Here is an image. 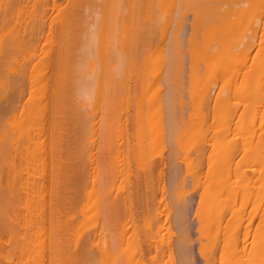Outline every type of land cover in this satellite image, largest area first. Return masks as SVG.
<instances>
[{
	"label": "bare ground",
	"instance_id": "obj_1",
	"mask_svg": "<svg viewBox=\"0 0 264 264\" xmlns=\"http://www.w3.org/2000/svg\"><path fill=\"white\" fill-rule=\"evenodd\" d=\"M64 1L65 0H0V239L2 238L4 240L5 238L9 242V248L7 247L8 250L5 251L3 255V258L5 257V260H6L5 262H7L10 259L13 251L14 253L15 251H17L18 261L15 262L14 264H144L146 262L144 260V253H143V249L145 245L144 241L146 240V238H149V242H151L153 245L152 247L154 249L153 257L155 258L156 263L158 262L159 264H176L173 259V254L175 252L172 250L173 247L171 249L172 245H171V239H170V235L174 234L171 231L173 227L169 229V226L171 224H168V227L164 226L166 222L164 221V224H163L162 220L159 221L158 219L159 217L161 218L162 216H164V214H167L169 207H170L169 212L171 211L172 204L171 206H168L170 203H168V200H167V199H170V197L168 196L169 198H166L167 197L166 195H168L169 193V187L167 190V185H169L170 188H172L173 191L175 192V188L179 187V183L175 181V179H177V176L176 178H174V181L175 183H178V186L176 187V185L174 184L175 187L174 186L171 187V185L169 184L171 183V181H169V183L166 182L167 183L166 185L165 183L166 179L164 180L163 172L160 171L161 169L158 171V174H159V177L157 176L158 185L157 183H155V185L156 187L158 186L157 193L159 194V198H158L157 203H158V207L161 206V209L158 210L156 213L158 214V217H156V214L154 213H152V215L154 214L153 217H151L152 215L150 217L149 216L146 217L144 215L145 216L144 221H146L147 218H151L149 219L147 223L150 226V228H146L145 230V226L140 227L139 225L141 221L139 222V225H137L135 223V220L133 219L134 217L133 215H135L133 213L134 210L132 211L133 215L132 213L129 212L130 205L132 207L131 203H137L134 200L133 202H131L132 200L131 197L132 198L134 197V196H131L133 195L132 192L130 193V191L132 190H129V192L127 191L129 188L127 187L129 184L127 183L129 178L124 177V176L121 177L122 179L123 177L126 178L124 179V182L125 180H127V182H125L127 189L126 188L124 189V188H121L122 186H124L123 183L121 182L118 183L121 187L119 185L118 186L116 185L117 179L114 176L111 177L112 175L111 172L108 174L109 177L106 178L107 169L106 170L103 169L102 166L99 164V167L101 166V169H103L102 171L104 172L105 170L104 174L103 172H100L102 173L101 176L99 175V171L101 170L98 171L97 169L98 168L97 162L101 163L103 160V157H102V160L101 158L98 159L99 156H95V151H93L94 150L93 146H95L96 148L95 142L96 141L98 142V139L96 140V138H98V136L96 137V134L99 131V134L97 135H99L100 137L99 138L100 142H103L101 145L100 143L96 142L97 144H99V148L97 145V149H100L96 151L103 152L105 150L104 147H106L107 145L106 139H108V137L105 139L106 135L102 134L103 130L106 129L105 127L106 125L104 126V124H107L106 120H109L108 122H110V124L112 125L113 124L112 122H115L114 117L112 118L110 117L111 119L110 118L108 119L109 117L108 113H107V117H105L106 115L105 113L107 111L106 112L103 111L102 116L100 115L101 113L98 114L99 116L98 118H100L99 127L101 128L98 127L99 129L98 130L95 129L97 131L95 132V130H93L92 128V125L94 126V128H96L95 127L96 124L94 125L93 123L94 121L96 122V120L98 121V119H96L97 117L96 115L95 117L96 120L91 122L92 125L90 124L92 128V132L90 133L91 130H89L90 128L89 121L87 122L85 119L86 116L82 114H83L84 108H87L90 110V107L92 108L93 106L92 109L96 110L95 106H99V104L102 101H103L102 104H100L101 107L102 105L103 107H105L104 105L107 104L106 107L108 108L109 106L111 108L113 107L114 104L116 105V102L118 104L117 100L115 101V103H114V100L113 102H111L112 100L111 98L113 97V95L111 94L112 87H113V90L116 89L115 91L117 93L120 90L121 92L125 91V94L126 92L127 94H130V93L133 94L132 91L129 93V89L130 88L135 89V84H136L135 82H137V86H136L137 90H134V89H131V90H133L135 94H136L135 91H138L139 93L140 90L138 89V86L140 85V82H141V81L140 82L138 81L139 80L138 75L141 74L139 70L140 69L139 66L143 64V62L144 63L146 62V59H145L146 54H149L146 58L150 57L147 62H150L151 65L153 64V59L151 57L152 46L150 49L148 48L150 50L149 51L150 53L146 51V54L144 56H143L144 53L143 54L141 53L144 51V49L143 51L142 49L140 50L141 44H144V45L146 44L142 40L143 39L142 32L144 29L145 20L149 22L148 23L146 21L147 24L151 26V28L155 26L154 27L155 29L154 35H155L156 27L157 29L160 28L159 30H161V32L159 31V33L163 34L165 31L163 27H166L167 29V27L170 26V23H168V21L170 22V19H172L174 23L172 22L173 24H171V27L169 29L171 31V29L173 28L171 31L172 33L168 31V34L170 33L172 37L173 35L175 37V33L179 31L176 29H178V26H180L183 23V20L181 18L183 16V12L184 11L187 12L189 10L184 7L185 5H190L192 6V9H193L192 18H191L192 21L189 22L190 23L189 27L191 26V28L189 32L190 33L189 37L187 38L188 42L187 43L185 42V44H187V47L185 46V48H187V51H185L184 49V52H187L188 54V61L190 59L188 64L189 65L191 64L190 65L191 67L190 66L187 67L189 68L188 71H190L192 74L193 69L195 70V67L192 66V62L195 66H197L199 60L201 59L200 61L202 63V59H204L206 56L207 57L205 59H208V61L210 59V65H211V61H213L212 59H215L214 60L215 64H213L215 66L224 64V67L222 70L223 72L220 71L222 68L216 69L217 66L215 67V70H213L214 67L212 68L213 71L219 70L218 71L219 73L217 72V74H219L217 78H220L219 80L220 85L224 83V85L221 86L218 96L214 95V93H211V91L215 90V89L212 90V86H211L212 81L209 82L210 84L206 82L208 85H210V86L208 85L207 86L210 87L211 91L210 90L209 91L206 90L208 92L203 91V94L206 93L205 95L210 96V93H211L210 99H212V95H214L215 98L217 96L216 100L215 99L213 100V103L215 101L214 105L217 106L218 109H221L223 114H227V116L230 115V117L233 119L234 117H236L235 121L233 122V128H232L233 130L231 131L232 135L235 134L232 137V139L231 137L227 139V137L229 136V135L227 136V133H229V125L231 123L223 124L222 126L221 125L216 126L217 129L218 127L221 126L219 128L220 129L219 136H218V133L214 132L215 134H217L216 136H218V138L221 139V136L223 133V135L227 139L226 142L224 141V144L221 146L220 149L218 148L220 140L219 141L217 139L215 140V137L211 138V134H210V139H206L207 142L209 140H211V142L217 141L218 146L216 148L217 150L218 149L219 150L213 156H209V157L207 156L208 158L206 157L207 159L205 158V160L202 159L203 161H205L204 164L205 163L208 164V167L205 170L206 171L205 174L203 172L205 167H203L202 169V166H201V162L203 163V161L200 162V159L201 157L203 158V156L199 155L200 159L196 161L197 164L196 163L194 164L192 162L194 166L196 165V167L192 169L193 171L190 170L191 167H193L191 164H190L191 165L190 169L187 168V166H185L186 167L185 169L190 170L191 172V173L189 172L190 174L188 172L187 173L190 179L192 178V180L189 179L190 181H192L191 183L192 189L197 187L195 186L196 184L198 185L199 183L200 185V182H198L199 178H202V176L200 175L202 174L205 175V180L199 186L200 188L197 187L198 189H201V191H199L198 193L199 194L198 203L195 204L196 206L195 216L197 219V232L200 236V239L201 238L203 239V241L201 240L199 243L200 245L198 247L199 248L198 250L201 253L200 256L202 255L201 257H203L202 258L204 260L203 263L205 264H264V154H263L264 152L261 153L262 151L261 147L262 149L264 148V138H263V132H264V120H263L264 119V0H147V1L144 0L145 2L140 1V0H131L132 3L130 2L128 4H126V1H128L126 0L125 3L123 2L124 4H126L125 7H123L124 4L123 5L121 4L123 0H84V1L83 0H69L67 2L66 1L64 2ZM141 2L144 4V6L142 5ZM155 8H157L156 10L158 12L156 14H155L156 12ZM173 10L175 11L174 17L172 14ZM53 11H55V13L57 12L56 15L52 14ZM166 13H167V16L165 17ZM149 15L151 18L149 17ZM158 15L160 17H158ZM247 19H249V21H247ZM55 21L57 24V33H58L56 34V40L52 36L50 37V34L52 33L51 32L49 36L46 35L43 43L41 44L40 35H42L41 33L43 32V26L45 27L51 26V23ZM244 22L245 23L249 22L248 26H246V29H244L246 32L242 30V32H245V34L243 35L241 33V35L243 36L241 38L239 37L241 36L239 34V36H237L239 37V39H236V37H234V33L235 31H237V29L240 30L239 28H241V23L243 24ZM147 26L145 25V27ZM52 28L53 30L55 29L54 26ZM173 30H174V34H173ZM198 30H200V33H201V35L199 36V39H198L199 32H197ZM47 32H49V30ZM166 33L164 35H166ZM162 34H158V35L161 36ZM141 36H142V39H141ZM200 37H201V42H200ZM166 39H163L162 41L165 42ZM169 39H167V41L165 42L166 44H168V46L170 45L169 43H172L171 46L172 45L174 46V44L176 46V43L180 41V40L176 41L175 43V40L173 41V38L172 40H169ZM141 40L143 43H141ZM159 40H161V38H159ZM148 41H149V38H148ZM162 41L160 43L162 44V46H159V45H158L159 47L157 46L158 48L161 47L160 50L163 47H165ZM92 49L95 50L94 51L95 53L94 52L92 53L91 51ZM154 49L155 48H153V50ZM174 49H175L174 50L175 52L176 51L178 53L180 52L178 51L179 48L178 50H176V47ZM171 50L173 49L171 48ZM194 50L196 51L197 55H202V57H197V56L194 57L195 56ZM249 50H252V53L249 55L251 56V58H249L251 60V64L248 65V68L250 67V70L245 72L247 68H245V70L244 68H241L243 69V71L240 72L241 70L239 71L237 67L238 65L236 66V64H234L235 62H237L240 56L235 57V55H241V57L245 56L249 53ZM155 51L156 52L158 51L157 48L153 52ZM162 53L158 55H162L164 59L165 56ZM170 53H168V56ZM178 53H177V57L179 59V57L181 58L182 55L179 56ZM93 54L94 55L96 54L95 57H97V59L99 60L98 61L99 66H97L98 64L96 65V62L93 63L92 59L88 63L89 57L90 56L94 57ZM141 54H142V58L144 57V61L142 59L143 62L141 61V64H140L138 63V60L139 61L141 60ZM211 56H213V58H210ZM130 57L133 58L132 61L135 62V64L137 63L139 65L138 66L136 64L137 68L136 70H134L136 77L132 72H130L131 68L129 64H131L132 62L130 61V63L127 64V60ZM183 57H184V53H183ZM233 57L237 58L235 59V62H233L234 60ZM174 58L176 59V57ZM150 59L152 61H150ZM216 59L221 64H217ZM219 59L221 60V62L219 61ZM181 60L179 59L181 63L179 64V67H181L179 69L180 70L179 73H182V69H183L182 67L185 66L183 65V60L182 62ZM240 60L242 59L240 58ZM247 60L248 59L246 58V61ZM86 61H87L86 64H89V67L87 68L90 70L88 71L87 69L88 72L81 73L80 70L82 71L84 70V68L86 71V67L81 66V64L85 63ZM172 62L174 63V60H172ZM150 63L148 65H150ZM204 63L207 64V61L206 62L204 61L203 64ZM123 64L127 66V68L130 69L128 71L129 74L125 72L127 73L126 79L124 78L123 71H125L124 70L125 66ZM155 64L156 63L152 65L153 70L150 69L151 73H150V70L148 71L149 75L151 74L153 75L152 72L157 73L160 71V69H157V66L154 67ZM94 65H96L97 67L95 68ZM143 65H144L143 70L144 69L147 70L148 67L145 68L147 65L146 66L145 64ZM180 65H183V66H180ZM205 65L203 67L205 68V72H207V69L210 72L211 69H209ZM133 66H134V63H133ZM202 66H199L198 68L201 69ZM227 67L231 69L230 73L227 72L228 71ZM233 67H236L237 69L236 68L233 69ZM198 68H196L195 70L198 72H195V71L194 72L200 76L201 73L199 74V72L201 71ZM155 69L157 70V72L154 71ZM176 69L178 71V66ZM190 72H187L189 73L188 74L189 78H190ZM194 72L193 74H195ZM209 72L205 74H209ZM91 73H93L92 76L95 75L94 73H96L99 77L104 76L103 78L104 80L102 78L98 79L97 84L98 83L100 84V85L98 84L99 86L98 88L96 85V80H95L96 77L93 76V78L94 77L95 78L92 81L95 83H92V81H90L88 86L89 87L92 86V89H93V86L94 88L97 87L99 91L100 89H103L107 97H103L104 99L102 100V95L99 92L98 94L101 96L100 98L99 97L96 98L94 94L95 98L93 97L87 98L89 96H86V99H84L85 97L83 98V96L87 95L88 93L85 94L84 92H79V90H77L76 88L77 90L76 93H78L77 95L79 97L74 96L72 94L70 95L69 93L68 95L70 97L65 95L67 99L70 98V100L66 102L69 104V106H67L68 105L67 104L66 106L68 108H65V104H63L64 102L63 96H64V93L67 94L68 90L64 91V86H66L67 88L69 86L71 89L73 84L76 87V86H79V83L82 82L81 87H83L84 80H85V85L87 86V82L89 80L86 78V76H91ZM204 73H202L203 75L202 77H205V80L206 79L208 80V77H206ZM130 74L131 76L133 74V77H135V79L132 77L135 81L133 83L131 81L132 83L131 85L135 83L133 86H130V84L128 83L130 81V79L128 78ZM198 75H194V76H196V78H199ZM224 75L225 77H227L226 80H225ZM115 76L116 78H118V76H122V77L117 79L118 80L117 82ZM228 77L230 78L228 79ZM82 78H83V81H82ZM143 78L144 76H142L140 80ZM112 79H114V81ZM181 79H183V77H181ZM227 80L229 81V83L227 82ZM101 81H103V84ZM201 81L203 83L205 82L203 81V79H201L198 82V84L201 83ZM225 81L228 83L229 87H227ZM70 82L72 83L70 84ZM114 82H115V85H113ZM148 82L150 81L147 80V84ZM191 82L192 80L190 81L189 87L191 86ZM75 83H77L78 85ZM206 83L204 84V87H202L203 88L202 90H205ZM110 84L113 86L110 87ZM193 84H194V80H193ZM212 85H215V84L213 83ZM143 86L140 85L139 87L141 89L140 92H143L145 90L142 88ZM157 86L158 85L156 84L155 89L159 88V86L158 87ZM75 87L71 89L74 91L71 92L70 90V93H73L76 91ZM191 87H195V85H192ZM196 87H197V83H196ZM104 88H106V90ZM217 88L219 90V87ZM85 89H87V87ZM155 89L153 88L151 92L148 91L149 92L148 95H146V92L144 91L145 93L143 92V94L146 95L144 96L145 98L144 100L142 99L143 94L141 95V93L140 95L137 93L138 94L137 96L139 97L137 101L135 99H131L130 97V100L136 101L135 103H133L134 107H136V109L134 110H137L139 108V110H137L135 113L138 112L140 115H141L142 109H145L147 106L145 108H141L140 105H138L140 103L139 100L141 101L143 100L142 102L145 105L144 101L147 100L146 97H149L150 95V98L152 99V102L151 101L150 103L147 102L148 106L149 104L151 105V107L149 106L150 109H147L148 108L147 107L146 109L148 110V112L146 113L144 111V113H146L145 115H147L149 119L145 120V117L143 119L141 118L142 115L140 116L138 114L137 116L139 119L136 118L137 123L136 122L134 123V124H137L136 127L139 128L140 130H137L135 128L136 133H138L139 131V135H136L135 137V140H136L135 142H137L136 143L137 148L134 147L132 149H136L137 150L136 153L138 154L140 152L139 158L140 156L145 154V150L142 151V149L146 148L144 146V143L141 141L143 140L142 137L146 136V134L142 136L143 134L141 131L143 130L140 126L141 122L142 123L143 121L149 122L147 127H146L147 123L145 124V122L143 123L144 126L142 127L144 129L146 128L145 131H147L146 133L148 134V137H146L147 142L145 143H148L149 145V142H150L151 146L148 148H151V151L153 149L152 143H154L155 141L157 143H155L154 148L156 147V145L158 147H156L153 150H157L159 148V144L162 146L161 144L162 142L160 141L163 139L160 137H162V134H165L163 133L164 127H162V124L164 122L162 123L161 121L160 123H158V121L161 120L160 118H158V115H161V114L156 113L162 108V107L160 108V101H161L160 97L155 96V99H154V97H152L154 95H151L153 91L155 92ZM191 89H193V93H195L194 88H190V90L188 89L187 90L191 91ZM26 90L28 92H26ZM148 90H151V89H148ZM196 90L198 91V87L196 88ZM24 92L28 94L27 97H23ZM157 92L160 93L159 91ZM117 93H116V96L114 95L116 99L118 98V96H120V93H118L119 95ZM125 94L124 92H122L123 97L121 96L119 97L120 99H123L122 103L119 102L121 103L120 109L126 108V105L124 106L123 104L125 103L123 102L129 103V106H130V102L132 103V101L128 102L129 99L128 101H125V99L128 98V95L126 94L125 96ZM188 94L190 96L189 92ZM206 97L208 98V96H205L204 98ZM231 97L234 98V102L235 100H237L234 104L232 103L233 98L230 99ZM74 98H76L77 105L79 106L81 105L79 101H81L82 98L84 99V101L87 99L88 100L90 99L89 103L88 101H86L89 108L88 106L86 107L81 106L82 108L80 109L74 108V110L75 109L80 110L79 113L82 111L81 114L75 113L73 110V105H75ZM240 98L244 99V101H242V103L244 102L243 104L247 103V101H245L246 99L248 100L249 102L248 108H250V110L249 109L248 110L250 111V114H247V112H245L242 109H241L242 111L241 113L239 111H238L239 113H237V110L240 109V105H241ZM93 99L94 101H96V104L95 102H93V104L91 103ZM195 99H198V98H195ZM98 100H100V103L97 105ZM157 100H158V103L156 102ZM69 101H71L73 104H70ZM202 101H201V105H202ZM208 101H211V100H209L208 98ZM180 102L183 103L182 101ZM112 103L114 104L111 106ZM143 103H141V105H143ZM190 103H192V101ZM89 104H92V105H89ZM135 104L137 105L135 106ZM158 104H159V107H158ZM164 104L167 106L166 103ZM153 106L158 107L159 109H157L158 111H155V114L157 115L152 113L153 115L151 116L148 113L149 111L151 112L154 111L155 107ZM106 107L105 109H107ZM118 107L119 106H117V108ZM196 107L198 109L200 106L198 107L197 105ZM173 108L175 107L173 106ZM212 108H213V105H212ZM66 109L73 110V112H71V115L69 112L70 116H67L68 114L65 112ZM78 110H76V112H78ZM93 110L90 111L91 113L90 116L92 118L95 116V114H97V111H95L96 112L95 113ZM201 110L203 111V109ZM122 111L123 113L125 112L124 110ZM92 112L94 114H92ZM109 112H112V110H110ZM115 112H116V109H115ZM191 112L188 114V117H190V119L192 118V114L194 113V112L192 113ZM125 113L123 115L124 118H122L124 119V122H126L127 117H128L127 115H129L127 114L128 112L126 113V115ZM203 114L204 115H201V116L197 115V116L198 117L200 116L202 119V117L206 116L207 113L205 114L204 112ZM65 116H67V118ZM110 116H112V114ZM154 116H157V118H155ZM78 117H82L83 121L84 120L86 121L87 127H85V125L83 126H84V129L88 128L89 130V132L87 129L85 130L87 131V135L84 132H82L83 134L80 132V128L81 130H83L82 129L83 127L80 126L81 122L78 123L79 125L76 123V121L78 122L77 120ZM167 117L169 119L168 120L169 122L170 116L168 115ZM92 118H90L89 120L92 121L94 119ZM101 118L102 119L105 118L103 119V122ZM257 118L259 119L258 125L255 122V119ZM66 119L68 120V126L70 123L73 124L74 122L76 129H79L77 133L73 132V131H76L74 129L73 131H71L74 134H78V136L76 135L78 139L75 140L77 138L76 137L73 140V142L76 144L72 142V139L74 138V136H72V139H71V137L68 134H67L68 136L65 135L67 131L66 133L65 131H63ZM72 119H75V120L71 122ZM132 119L133 118H131V120ZM87 120H88V117H87ZM131 120L130 122H132ZM150 120H151V123H150ZM181 121H184L183 118L181 119ZM124 122L123 123L119 122L120 124L118 123V128L120 130H121L120 128L121 124L124 125ZM228 122H230V120ZM201 123H202V120H201ZM72 124L70 125L69 128H74ZM110 124H109V129H112L110 128ZM134 124L133 126L135 127ZM152 124H154L153 129H152L153 132L152 131L150 132L149 129L152 128ZM77 125L80 127L77 128ZM167 125L168 124H166V134H168ZM66 126H67V123H66ZM126 126L127 125H124V129ZM115 129L113 130V132L115 133L116 131L118 132V136L121 139V141L123 140L122 138L126 137V139L123 140L124 142L126 141L125 142L126 144H124L126 145V147L125 146L121 147V144H119L120 150L119 149L116 150L117 155L115 157V161L117 160L121 161L122 158H120V155L122 153L123 155H125L122 149L124 148L126 149L125 153L130 150V149L129 150L127 149L128 147L127 139L128 140L130 139H129V136L127 137V135L125 136L122 133H120L119 129L118 130H115ZM127 129L128 128H126V130ZM178 129L179 128H177V130ZM244 129L246 131H244ZM157 130L158 131L160 130V132H158ZM110 131L112 132V130ZM110 131H109L110 138H111V135L113 138H115L116 134L110 133ZM148 131L150 132L152 136H150ZM71 132H69L68 130L69 134ZM79 132L81 134H79ZM105 132H108V130L104 131V134ZM181 132H180V135H181ZM72 133L71 135H73ZM88 133H90L89 138H88ZM153 133H154V136L155 135L159 136V137L157 136L156 140L153 138ZM84 134L87 136V139L86 137L83 136ZM63 135L66 136V139L67 137L71 139L70 142L74 144V147L76 145H77L76 147H78V144H80V146L82 143L86 144L85 148L83 147L85 150L83 151L82 149L80 152L83 151V153L84 152L87 153L85 154L87 160L81 159L83 154H79V152L77 153L79 155V158L77 160L78 161L82 160V162L86 161L85 162L86 166H89L87 167L88 171L86 169L88 174L86 173V171H84L86 175H82L83 170H85L83 168L86 167L85 164H82V163H81L82 164L81 167L80 165H75V169L78 166L80 167L78 171L68 170L70 168L68 165L71 164L72 161L71 162L67 161L66 159L69 157H66V156H70L69 153L71 154L72 151L67 153L68 155H66L65 151H63L64 149L61 150L62 144H64L65 147H67L66 145L67 143L66 144L62 143L64 139ZM80 135L82 137H80ZM132 136H131V140H132ZM169 136L170 134L167 135V139ZM83 137H84V142H82ZM101 137L104 138L106 142H104ZM195 137H197V135ZM93 138H95L96 141L92 140ZM148 138L151 140L149 141ZM181 138H185V137L181 135L179 139ZM85 139L87 140V143H85L86 142ZM79 140L80 141L82 140L81 141L82 143H79L80 142ZM181 140H184V139H181ZM132 141L130 142V144H132ZM195 141L198 142L199 140H195ZM203 141L206 142L205 139ZM248 141H250V145L248 144ZM70 142H68L69 145H71ZM88 142H90L89 146L92 144L93 145L90 147H87ZM180 142L182 143V141ZM139 143L140 145H138ZM168 143L170 144L169 141ZM112 144L110 145L112 146ZM102 145L104 146L103 148H101ZM194 145L196 146V142L194 143ZM142 146H144V148H142ZM70 147L71 149L74 150L72 146ZM76 147H75V150L77 152ZM81 148H78V150ZM89 148L90 150L88 151L87 149ZM109 148L110 147H108V149ZM246 148L248 150V154L246 152ZM132 149H131V152H132ZM241 149L245 150L246 154H243L244 151H242V155H240L241 152L240 154H237L239 153V151H241ZM195 150L193 147L192 151H194V153L196 154V160H197L199 156H197L198 153H196ZM112 151L113 150H111L110 152L108 151L109 154H111ZM108 152H105V155L106 153L108 154ZM141 152H142V155H141ZM150 152L148 154V157L151 155ZM155 152L156 151L154 152L152 151V154L154 155ZM157 153L158 152L155 153V157ZM236 154L241 156V157L239 156L238 160L236 158L237 156ZM105 155L103 153L104 157ZM201 155H202V152H201ZM85 156L83 155V157ZM174 156H175V153L173 157ZM124 158L127 159L126 161L129 165V169H132L133 167L130 168V164H129L130 160H129L128 153L127 155H125ZM133 159H134V156H133ZM143 159L144 158L139 159V160H141L142 162ZM174 159L175 158H173V160ZM99 160H101V162ZM109 160H110V157H109ZM123 160L125 161V159ZM123 160L120 163H122ZM147 160L149 162L150 157ZM177 160L175 161L177 162ZM185 160H188L186 156H185ZM126 161L123 163L126 164ZM168 161L170 162V160ZM103 162L107 163V161L105 160ZM148 162H145V164H147ZM189 162L191 161L189 160ZM17 163L19 165L23 164V167L21 166V168L19 169V167L17 166L18 165ZM120 163H117V164H120ZM161 163H162V158L160 159V163H159L160 168H161V165L164 164V163L162 164ZM187 163L188 162L186 161L185 164L187 165ZM198 163L200 165L199 167L201 168L200 171H202V173L198 171L199 169V167L197 168ZM110 164L111 163L109 162V164H107L108 166H105V167H109ZM102 165L104 167V164ZM137 165L138 164L136 163V167ZM151 165L153 166V163ZM16 166L18 167L19 171L15 169ZM123 166H124L123 168H125V165ZM145 166L146 165L143 166V164H140V167L143 169V174L145 173V171H147L146 169L148 166L146 167V169L144 168ZM116 167L118 168L119 165H116ZM178 167L181 168V165ZM137 168L139 169V166ZM137 168L136 170H138ZM110 169L111 167L108 168V170ZM142 169L140 170L142 171ZM150 169H151L150 171H152L154 168L152 169V167L150 166ZM136 170H133L134 174L133 173L130 174V172L129 174L135 175ZM162 170L164 171L163 168ZM128 171H129L128 166L126 164V173L125 171L123 173H125L127 176L129 175ZM176 171H177V168H176ZM176 171L175 170L173 171V175H175L174 173ZM194 171H196V174L193 173ZM74 172H75L74 176L76 175V178L80 177V179H83V176L84 177L86 176L85 179H87V182H86L87 185L85 183L86 186L84 187V193L85 192L87 193L89 197L88 199L89 201H87L88 207H87V211L85 209V214L89 213L88 210L90 211L93 210L94 221L98 220L94 223V226L92 225L94 228L91 226L93 230H91L90 232L88 231L87 234L85 233L86 230H84L85 232L80 233L81 235L77 234V232H79L81 229L80 230L76 229V226L78 225L79 221L77 222L75 219H77L78 217L75 216L76 218H74V215H75L74 209L73 208L70 209V207L67 205L68 202L71 200L70 196L66 197L67 193H70V192L66 191V189L67 188L69 189V187H66L65 184L67 183L69 185H72V190H73V184L71 183L70 178L72 177L73 175L72 173ZM179 172L181 173L180 170ZM180 173L179 174L177 173L178 178L181 176ZM199 173H200L199 175L200 177H198L197 175ZM120 174L122 175V173H119V174L116 173L117 177L118 175L120 176ZM191 174H192V177L190 176ZM140 175L141 177L143 176L142 174ZM171 175H170V178L173 177ZM185 175L184 176L182 175L183 178H186ZM102 176L105 177V179L102 178ZM132 176L130 178H133ZM146 176H148L149 178L151 177L149 176V173ZM98 177L100 179H98ZM137 178L140 179V177L138 176ZM137 178L134 176L135 181L138 180ZM145 178L147 177L144 176V179ZM144 179H140V180L143 181ZM171 180L173 182V179ZM68 181H70V183H68ZM138 182L136 184L139 185ZM179 182H183L182 184H184L185 180L180 181L179 179ZM130 183H131V186L133 185V188L135 189L133 192L136 194L135 192L137 189L135 188L136 186L134 187V184H132V181ZM193 183L195 185H193ZM147 184H148V181L145 182L146 187H148ZM181 185L179 188H182V190L180 189L179 191V188H178L176 198L179 195L178 193H180V195L183 196L181 192L185 191L183 190L184 185L183 186ZM131 186H130V189H133ZM140 187L141 185L139 186V188ZM148 189H150V187ZM76 190L78 189H75L73 191H76ZM151 190H153V188ZM173 191L171 193H173ZM190 191H191V188H190ZM72 193H71V196H73L74 194ZM76 193L77 192H75V194ZM79 194H80V191H79ZM184 195H186V193H184ZM170 196L172 198V194H170ZM81 197H83V194ZM156 197L158 196L156 195ZM84 198L86 199L85 196ZM77 199L79 200V198ZM134 199L136 200V198ZM179 199L177 198L178 201ZM72 200H74V198ZM140 200L138 199V201ZM76 202L78 203L77 200ZM69 203H71L72 205L74 201L73 202L70 201ZM83 203H82V206H83ZM146 203H148L147 200H146ZM155 204L156 203H154L153 205ZM65 205H67V207H65ZM153 205L151 206L154 207ZM181 205L183 204L181 203ZM84 206L82 207L83 209L81 210H84ZM146 206L148 207L149 204ZM177 206L175 205V209ZM120 207H122L123 209L121 213L125 211L123 217H120L122 216L121 213H119V216H117V209L119 210ZM74 208L76 209L75 206ZM180 209L179 211H181ZM184 209L186 208L184 207ZM142 211L145 212L144 210ZM179 211H177V214L179 213L181 215V217L179 216V218H181L180 220H182V218L184 219V216ZM76 214L78 216H81L80 213L78 212ZM97 217L98 218L100 217V220L97 219ZM174 217H176L177 219V216H174ZM154 219L156 220V222H154ZM87 220L91 221V223L94 222L91 219H87ZM85 222L86 221H84V223ZM86 223L87 225L84 224V226L87 228L88 226L90 227L89 225L90 222L89 223L86 222ZM82 229H85V228L83 227ZM80 236H82L83 239H81ZM146 250L148 249L146 248ZM158 252L160 253V258L157 257ZM172 252L174 253L172 254ZM10 260L13 261L12 259ZM10 260H9V264L12 263V262L10 263Z\"/></svg>",
	"mask_w": 264,
	"mask_h": 264
},
{
	"label": "rangeland",
	"instance_id": "obj_2",
	"mask_svg": "<svg viewBox=\"0 0 264 264\" xmlns=\"http://www.w3.org/2000/svg\"><path fill=\"white\" fill-rule=\"evenodd\" d=\"M66 2L67 1H69V0H65ZM64 1V2H65ZM84 1V0H83ZM125 1L126 0H123L122 2H121V4L123 5L124 3H125ZM140 1H143V2H145V1H147V0H140ZM124 2V3H123ZM132 3V1L131 0H128V1H126V4H128V3ZM142 3V2H141ZM126 4H124L123 5V7H125L126 6ZM142 5L144 6V4L142 3ZM184 8H186V9H189L187 12L186 11H184L183 12V16H182V14H181V18H182V20H183V23L180 25V26H178V29H176V30H179L178 32H176L175 33V37H174V35H173V37H172V35L170 34V33H172L171 31H172V29H171V31L169 30L170 29V27H171V24H173L174 23V21H172V19H170V22L168 21V23H170V26H168L167 27V29H166V27H163L164 28V33L162 34V33H159V31L161 32V30H159V29H157V27H156V34L154 35V33H155V29H154V27L155 26H153V28H151V26H149L148 24H147V20H145V22H144V24L147 26V27H145V25H144V29H143V32H145V33H143L142 32V36H143V39H142V36H141V39L144 41V43H146L145 45L144 44H141V48H140V50L142 49V51H143V49H144V51L143 52H141L142 54H143V56L146 54V51L147 52H149L150 50V48H151V46H152V48H151V57H152V59H153V64L154 63H156L155 64V66L154 67H156L157 66V69H160V71L159 72H157V70L155 69L154 71H156L157 73H155V72H152L153 73V75L151 74V75H149V73H148V71L150 70V69H152L153 67H152V65H151V63L150 62H147L148 61V59L150 58H146L149 54H146V57H145V59H146V62L144 63L143 61H144V57L142 58V54H141V60L139 61L138 60V63H140L141 64V61H142V59H143V64H145V68H149L150 67V65H151V67L148 69L147 68V70H143V64H141L140 66H139V70H140V72H141V74L140 75H138L139 77V82L141 81V82H143V83H141L140 82V85H142L143 86V84H144V86L142 87L143 89H145L144 91L146 92V95H148L149 94V92L148 91H152L153 90V88L155 89L156 88V84L159 86V90L158 89H155V92L153 91V93L151 94V95H154V96H152V97H154V99H155V96H158V97H160V108H161V110H157V109H159L158 107H159V104H158V107H155V106H157V105H155V106H153V107H155V109H154V111L153 112H151V111H149V115H153V114H155V111H158V112H156V113H160L161 115H158V118H160L161 120L160 121H158V123H160L161 121H162V127H164V131H163V129H162V131H163V133H165L166 134V124H168L167 126H168V134H170V138L168 137V139H167V135L168 134H162V137H160V138H162L163 140H161L160 142H162L161 144H162V146L159 144V148H160V146H161V150L158 148L157 150H153V149H155L156 147H158L157 145H156V147L154 148V145H155V143H157L156 141L154 142V143H152L153 145H152V151L154 152V151H156V152H160L159 154L157 153L156 154V157H155V153H154V155L152 154V151H151V148H148V147H150L151 146V144H150V140L151 139H149L148 138V142H149V145H148V143H145V142H147V138L146 137H148V134L146 133L147 131H145L146 130V128L144 129L142 126H144V122H145V124H146V127L148 126V124H149V122H147V121H143V123H142V125H141V123H140V126H141V128H142V130L144 131H141L142 132V136H144L145 134H146V136H144V137H142L143 138V140H144V138H145V140L143 141V140H141L143 143H144V146L147 148V150H146V148H144V146H142V148H144V149H142V151L143 150H145V154L144 155H146V156H144V155H142V152H141V155L142 156H144V157H142V156H140V158H139V154H140V152H139V154L138 153H136L137 152V150L136 149H132V148H134V147H136L137 148V142H135L136 140H135V137H136V135H139V131H138V133H136V130H135V128L137 129V130H140L139 128H137L136 126H137V124H134L135 122L137 123V121H136V118L137 119H139L138 118V112L137 113H135L137 110H139V108L137 109V110H134V109H136V107H134V105H133V103H135L136 101H137V99L139 98L137 95L139 94L140 95V93H141V95L143 94V92H140L141 91V89L139 88L140 87V85H139V83H138V89L140 90L139 91V93H138V91H135L136 92V94L134 93V91L133 90H131V89H134V88H130L129 89V93L132 91V93L134 94H127V92H126V94L128 95V98H124L125 99V101H128V99H129V101L128 102H130V101H132V100H130V97H131V99H135L136 101H132V103L130 102V106H129V103H126V102H123V103H125V104H123L124 106L126 105V108H122V109H120V106H121V103H122V100L123 99H120L119 97L121 96V97H123L122 96V92H124V94H125V91H120L119 90V92L118 93H120V96H118V98L116 99V89L115 90H113V87H112V92H114V93H112L111 92V94L113 95V97L111 98L112 100H111V102H113V100H114V103H115V101L117 100L118 101V104H117V102H116V105L117 106H119L118 108H117V106L114 104V103H112L111 104V106L113 105V107H109L108 106V108L106 107V105H104L107 109H105V107H103V105H102V107L100 106V104H102V102L100 103V100H98L97 101V105L99 104V106H95V108H96V110L94 109H92L93 108V106H92V108L90 107V110L89 109H87V108H84L83 110V114L82 115H84V116H86L85 117V119H86V121L88 122L89 121V126H90V124H91V122H93L94 120H96V119H98V121L96 120V122L94 121L93 123H94V125H95V127L96 128H94V126L92 125V128H93V130H98L99 128H101V127H99V125H100V123H99V120H100V118H98L99 116H98V114H100L101 116H102V113H103V111L104 112H106L105 114V117H107V113L109 114L108 116V119L111 117H114V120H115V122H112L113 124L111 125L110 124V122H108L109 120H106L107 121V124H104V126L106 127V129H104L103 130V135H106V137H105V139L108 137V139H106L107 140V142L105 141V139L104 138H102V140L104 141V142H106L107 143V145H106V147H104L103 145L101 146V148H103L104 147V149L106 150H104L103 152L101 151H99V152H97L98 150H100V149H97V145H98V148H99V144H97V143H100V145L103 143V142H100V140H99V135H97V134H99V131H98V133L96 134V137L98 136V138H96V140L98 139V142L95 140V138H93L92 140H94V141H96L95 142V145H96V148H95V146H93L94 147V150L93 151H95V156H99V158L98 159H100L101 158V160H102V157H103V160H102V162L105 160V161H107V163L106 162H101V160H99L101 163H98L97 162V166H98V171L99 170H101V171H99V175L101 176V174L102 173H100V172H103L102 170L103 169H107V173H106V178L107 177H109L108 176V174L111 172V177L112 176H114V177H116V185L118 186L119 184V182H121V183H123V185L124 186H120L121 188H126L127 189V187H129L128 188V192H129V190H132V191H130V193L132 192V194L133 195H131V196H134L133 198L131 197V202H133V200L135 201V202H137V203H131L132 204V207H131V205H130V207H129V212L130 213H132V211H133V213L135 214V215H133V213H132V215L135 217H133V219L135 220V223L137 224V225H139V222H140V227L141 226H145V230H146V228H150V226L147 224L148 223V221H149V219H151V218H147L146 219V221H144V217L146 216H151L152 215V213H154V214H156L157 213V211L158 210H160L161 209V206H159L158 207V198H159V194L157 193L158 192V186L156 187V185H155V183H157V185H158V177H159V174H158V171L160 170V171H162L163 172V175H164V180H165V183L166 182H168L169 183V181H171V183H169L170 185H171V187L172 186H174V184L176 185V187L178 186V183H179V187H180V185L183 183V182H179V179H180V181H183V180H185V182H184V184H182L181 186H183L184 185V188H183V190H185V191H182L181 192V194H183V196L182 195H180V193H178L179 195H178V199H179V197H180V199H179V201L177 200V198H176V195H177V192H178V188L179 187H177V188H175V192L173 191V189L172 188H170V186L169 185H167V183H166V185H167V190H168V187H169V193H168V195H166L167 197L166 198H169L170 197V199H167L168 200V203H170L168 206H171V204H172V206H171V211H172V213H171V211L169 212V208H168V212H169V214H168V212H167V214H164V216H162L161 218L159 217V221H161L162 220V223L164 224V221L166 222L165 224H164V226H167L168 227V224H171L170 226H169V229H171L172 227V229H171V231L175 234H171L170 235V239H171V249H172V247H173V251L175 252H172V254H173V259H174V262L176 263V264H205V263H203L204 262V260L202 259L203 257H201L200 256V252H199V243H200V241L202 240L203 241V239L201 238L200 239V236H199V234H198V232H197V219H196V216H195V208H196V206H195V204H197L198 203V200H199V191H201V189H198V188H200L199 186L201 185V183L205 180V170L207 169V167H208V164L207 163H205L204 164V162L205 161H203V160H205V158L208 156H213L214 154H216L217 153V151L221 148V146L224 144V141L226 142V140L228 139V138H230L231 137V139H232V137L235 135V134H233L232 135V128H233V122L235 121V118L236 117H234V119L233 118H231L230 117V115L229 116H227V114H223L222 113V110L221 109H218V107L217 106H215L214 104H215V101H214V103H213V100L215 99L216 100V98H217V96H218V94H219V92H220V89H221V86H223L224 85V83L223 84H221L220 85V83H219V80H220V78H217L218 77V75L219 74H217V72L219 71V70H217V71H213V70H215V67L217 66V68L216 69H221L220 71L221 72H223L222 70H223V67H224V64L222 65L221 63H219L218 62V58L216 59V62H217V64H221V65H213V64H215V62H214V60L215 59H212L213 61H211V65H210V59H209V61H208V59H202V63H201V59L199 60V62H198V65H197V63H196V65L197 66H195L194 64H193V62H192V66L193 67H195V70H196V68H198L199 66H202L201 67V69H199L201 72H199V74H200V76L197 74V73H195V72H198V71H195L194 69H193V72L195 73V74H193V72H192V74H191V72L190 71H188V69L189 68H187L188 66H190L189 64H188V62L190 61V59H189V61H188V54H187V52H184V49H185V51H187V48H185V46L187 47V44H185V42L187 43L188 41H187V38L189 37V32H190V28H191V26L189 27V25H190V21H192V6H190V5H185V7ZM191 8V9H190ZM157 8H155V14L156 13H158L157 12V10H156ZM96 10H97V8H96ZM185 10V9H184ZM99 11V10H98ZM172 11V10H171ZM170 12V11H169ZM55 13V11H53L52 12V14L53 15H56V13ZM160 13V12H159ZM174 13H175V11L173 10V12H172V14H173V17H174ZM162 14V13H161ZM161 14H159V15H161ZM158 15V17H160ZM171 15V14H170ZM167 16V13L165 14V17ZM149 17H150V15H149ZM157 17V18H158ZM184 17V18H183ZM247 17V16H246ZM151 18V17H150ZM249 18V17H248ZM246 19V18H245ZM159 20V19H158ZM182 20H181V22H182ZM147 21V22H146ZM247 21H249V19H247ZM173 22V23H172ZM243 22V21H242ZM55 23V24H54ZM149 23V22H148ZM160 24V23H159ZM248 24H249V22H244L243 24L241 23V28H239L240 30H238L237 29V31H235V33H234V37H236V39H239V37L241 38V37H243L242 35H241V33L244 35L245 34V30L244 29H246V26H248ZM167 25V24H166ZM54 26V30H53V27ZM162 26V25H161ZM160 27V26H159ZM172 27H173V25H172ZM245 27V28H244ZM49 28V29H48ZM45 29V30H44ZM52 29V30H51ZM146 29V30H145ZM152 29H153V31H152ZM175 29V28H174ZM49 30V32H47ZM167 30V31H166ZM189 30V31H188ZM242 30L243 31H245V32H242ZM45 31V32H44ZM147 31V32H146ZM168 31H170V33L168 34ZM47 32V33H46ZM52 32V33H51ZM55 33V35H54V33ZM167 32V33H166ZM197 32H199L198 33V39H199V36L201 35V33H200V30H198ZM44 33H46V34H44ZM51 33V34H50ZM148 35H147V34ZM151 33V34H150ZM166 33V35L167 36H169L170 37V39H169V37H167L166 35H164ZM42 35H40L41 36V40H40V43L42 44L43 43V41H44V38L46 37V35H48L49 36V34H50V37L52 36L55 40H56V34H58L57 33V24H56V21L55 22H53V23H51V26H47V27H45V26H43V32L41 33ZM158 34H162L161 36L160 35H158ZM173 34H174V30H173ZM239 34L241 35V36H239ZM177 35V36H176ZM183 35V36H182ZM155 36V37H154ZM160 36V37H159ZM165 36H166V38L167 39H169V40H172V38H173V41L175 40V43H176V41H179L178 43H176V46H175V44H174V46L172 45L171 46V44L172 43H169L170 45L168 46V44H166L165 42L167 41V39L165 38ZM237 36H239V37H237ZM152 37V38H151ZM148 38H149V41H148ZM159 38H161V40H159ZM176 38V39H175ZM156 39V40H155ZM163 39H166L165 40V42H163L162 40ZM142 40H141V43H143L142 42ZM147 40V41H146ZM186 40V41H185ZM161 41H162V43H164L163 45L165 46V47H163L161 50H160V48H158L159 46H162V44H160L161 43ZM151 42V43H150ZM200 42H201V37H200ZM199 42V43H200ZM150 43V44H149ZM158 43V44H157ZM182 43V44H181ZM198 43V44H199ZM40 44V45H41ZM154 44V45H153ZM157 44V45H156ZM159 45V46H158ZM42 46V45H41ZM143 46V47H142ZM154 46V47H153ZM158 46V47H157ZM200 46V45H199ZM176 47V50H178V48H179V50L178 51H180L179 53L176 51H174L175 48ZM181 47V48H180ZM149 48V49H148ZM153 48H157V52L155 51V52H153L154 50H153ZM171 48L173 49V50H171ZM166 49H168V50H166ZM181 49V50H180ZM196 49V48H195ZM153 50V51H152ZM84 51H85V49H84ZM92 51V53L95 51V50H91ZM170 51H171V53H170ZM175 53H174V52ZM195 51V50H194ZM163 52V53H162ZM95 53V52H94ZM150 53V52H149ZM160 53H162L165 57H164V59H163V56L162 55H158V54H160ZM168 53H170L169 54V56H168ZM177 53H178V55L179 56H181L182 55V57H183V53H184V57L182 58H180L179 57V59L181 60H183V65H185V66H183V65H180V66H183L182 68V73H179L180 72V68L181 67H179V64H181L180 63V61H179V59H178V57H177ZM182 53V54H181ZM189 53H190V51H189ZM252 53V50H249V53L247 54V55H245V56H242L241 57V55H235V57H239L238 58V60H237V62H235V59H237V58H234V60H233V62H235L234 64H236V66L238 67V69H239V71L240 72H242L243 71V69H241V68H244V70H245V68H247L246 70H245V72L246 71H249L250 70V67L248 68V65L249 64H251V60L249 59V58H251V56H249L250 54ZM194 54H195V56L194 57H202V55H197V53H196V51L194 52ZM203 54V53H202ZM94 55V54H93ZM96 55V54H95ZM95 55H94V57L93 56H90L89 57V60H88V63H89V61L92 59V61H93V63H95L96 62V65L97 66H99V60L97 59V57H95ZM153 55V56H152ZM204 55V54H203ZM163 59H161V58ZM168 57V58H167ZM174 57H176V59L174 58ZM210 58H213V56H211ZM215 58V57H214ZM240 58L242 59V60H240ZM246 58L248 59L247 61H246ZM132 57H130L128 60H127V64H129L130 63V61L132 62L131 64H129V66H130V68H131V70H133V71H131L129 68H127V66H125L124 64V66H125V68H124V70L125 71H123V73H124V78L126 79L127 78V73L129 74V70H130V72H132L134 75H135V72H134V70H136V68H137V65L135 64V62H133L132 61ZM170 62H169V61ZM172 60H174V63L172 62ZM182 60H181V62H182ZM249 60H250V62H249ZM150 61H152L151 59H150ZM206 62L207 61V64L206 63H204L203 64V62ZM219 61L221 62V60L219 59ZM244 61V62H243ZM98 62V63H97ZM175 62H177V63H175ZM87 63V61L85 62V63H82L81 64V66H85L86 67V71H85V68H84V70H80V72L81 73H86V72H88L90 69H88L87 67H89V64H86ZM133 63H134V66H133ZM150 63V65H148ZM245 63V64H244ZM248 63V64H247ZM126 64V63H125ZM176 64V65H175ZM188 64V65H187ZM206 64V65H205ZM247 64V65H246ZM96 65H94V67L96 68L97 66ZM132 65V66H131ZM136 65V66H135ZM175 65V66H174ZM204 65L205 66H207L209 69H211L210 70V72L208 71V69H207V72H205V68H203L204 67ZM227 65V64H226ZM128 66V67H129ZM174 66V67H173ZM177 66H178V71H177ZM243 66H245V67H243ZM135 67V68H134ZM185 67V68H184ZM191 67V66H190ZM214 67V69L212 70V68ZM240 67V68H239ZM232 68V67H231ZM234 68H236V67H233V69ZM81 69V68H80ZM87 69H88V71H87ZM172 69V70H171ZM197 69V70H198ZM237 69V68H236ZM138 70V71H139ZM153 70V69H152ZM203 70H204V72L205 73H208L209 72V74H205L204 72H203ZM227 72L228 73H230V71H231V69H229L228 67H227ZM176 71H177V73H176ZM213 71V72H212ZM125 72H127V73H125ZM143 72V73H142ZM145 72V73H144ZM187 72H190V78H189V76H188V74L189 73H187ZM148 73V74H147ZM150 73H151V70H150ZM202 73H204V75H206V77H208V80L206 79L205 80V77H202L203 75H202ZM215 73H216V75H215ZM219 73V72H218ZM92 74L93 73H91V76H86V78L89 80L88 82H87V86L85 85V80H84V86L83 87H81V83H79V86H74V84H73V86H72V88L73 87H75V90H76V88H77V90H79V92H84L85 94L86 93H88L87 95H84L83 96V98L84 99H86V96H89V97H87V98H100L101 96L98 94L99 92H100V94L102 95V100L104 99L103 97H107V95L104 93V90L103 89H100V91L97 89V87L99 88V86H98V84H97V82H98V79H100V78H104V76H101V77H99L96 73H94L95 75H93V76H95L96 77V85H97V87L96 88H94V86H93V89H92V86L91 87H89L88 86V84H89V82L90 81H92V80H94V78H93V76H92ZM133 74H132V76H131V74L129 75V79H130V81L128 82L129 84H130V86H133L135 83V89L134 90H137V88H136V86H137V82H135L133 85H131L135 80V77H136V75H135V77H133ZM143 74V75H142ZM145 74V75H144ZM82 75V74H81ZM84 75H86V74H84ZM144 76V78L143 79H141L140 80V78L142 77V76ZM148 75H149V77H148ZM194 75H198L199 76V78H196V76H193ZM98 76V77H97ZM141 76V77H140ZM158 76V77H157ZM159 76H160V78H159ZM197 76V77H198ZM210 76V77H209ZM120 77H122V76H118V78H116V76H115V78H116V80L117 79H119ZM131 77V78H130ZM134 79H133V78ZM147 77H148V79H147ZM151 77H153V78H151ZM181 77H183V79H181ZM224 77H225V75H224ZM84 78H85V76H84ZM113 78V77H112ZM174 78H175V80H174ZM193 78V79H192ZM222 78V77H221ZM230 77H228V79H229ZM109 79V78H108ZM185 79V80H184ZM189 79V80H188ZM197 79V80H196ZM201 79H203V81H205L204 83L201 81V83H199L198 84V82L201 80ZM223 79V78H222ZM227 79V77H225V80ZM104 80V79H103ZM113 81H114V79H112ZM147 80L148 81H150V82H148V84H147ZM154 80V81H153ZM177 80H178V82H177ZM192 80V82H191V86L192 85H195V87H189V85H190V81ZM193 80H194V84H193ZM195 80H196V82H195ZM82 81H83V78H82ZM128 81V80H127ZM131 81H132V83H131ZM184 81H185V83H184ZM187 81V82H186ZM212 81V83H211V86H212V90L213 89H215V90H213V91H211V89H210V87H208V86H210V85H208V84H210L209 82H211ZM223 81V80H222ZM80 82V81H79ZM102 82V84H103V81H101ZM117 82H118V80H117ZM173 82H174V84H175V86H174V84H173ZM208 84H207V83ZM226 82V81H225ZM227 82L229 83V81L227 80ZM226 82V85H227V87H229L228 86V83ZM72 82H70V84H71ZM92 83H95V82H93L92 81ZM111 83H112V81H111ZM150 83H152V84H150ZM178 83V84H177ZM196 83H197V87H198V91L196 90ZM206 83V88H208V89H206L205 88V90H202L203 88L202 87H204V84ZM215 84V85H212V84ZM75 84H77V83H75ZM102 84H101V86H102ZM148 86H147V85ZM180 84V85H179ZM67 85V84H66ZM68 85H69V83H68ZM78 85V84H77ZM83 85V84H82ZM92 85V84H91ZM100 85V84H99ZM113 85H115V82L113 83ZM113 85H111L110 84V87L111 86H113ZM181 85H182V87H181ZM208 85V86H207ZM71 86V85H70ZM100 86V87H101ZM104 86V85H103ZM157 86V87H158ZM161 86H162V88H161ZM187 86V87H186ZM87 87V89H85ZM105 87V86H104ZM150 87V88H149ZM153 87V88H152ZM181 87V88H180ZM200 87V88H199ZM217 87H219V90H218V88ZM66 88V89H65ZM71 88V89H72ZM146 88H147V90H146ZM167 88H168V90H167ZM176 88H177V90H176ZM190 88H194L195 90V93H193V89H191V91H188V90H190ZM70 87L68 86V88L66 87V86H64V91L66 90H68V92H67V94L66 93H64V96H63V98H64V102H63V104H65V108H68L67 106H69V104L68 103H66V102H68V100H70V98H66V96H69L68 95V93L71 95H74V96H77V97H79L77 94L78 93H76L77 92V90L75 91V92H73V93H70ZM97 89V90H96ZM105 90H106V88H104ZM148 89H151V90H148ZM188 89V90H187ZM28 90V89H27ZM26 90V92H28ZM110 90H111V88H110ZM159 91L160 93H158L157 91ZM170 90V91H169ZM175 90V91H174ZM206 90H210L211 91V93H214V95H217L216 96V98H215V96L214 95H212V99H210L211 97V93H210V96L209 95H205V94H203V91L204 92H208V91H206ZM218 90V91H217ZM72 91H74V90H71V92ZM117 91H118V89H117ZM179 92V93H177V92ZM181 91V92H180ZM190 93V96H189V94H188V92ZM26 92H24L23 93V97H27L28 96V94L26 93ZM91 92V93H90ZM109 92V91H108ZM144 92V93H145ZM170 92V93H169ZM200 92V93H199ZM216 92V93H215ZM117 93V94H118ZM138 93V94H137ZM198 93V94H197ZM90 94V95H89ZM94 94H95V97H94ZM97 94V95H96ZM108 94H110V93H108ZM126 94H125V96H126ZM202 95V97H201V95ZM208 94V93H207ZM66 95V96H65ZM79 95H80V93H79ZM115 95V96H114ZM119 95V94H118ZM131 95H133V96H131ZM145 94H143V97H142V99L144 100L145 98H144V96H146ZM197 95V96H196ZM109 96V95H108ZM172 96H176L175 97V99H174V97H172ZM205 96H208V98H209V100H211V101H208V98L206 99V98H204ZM231 96H232V94H231ZM70 97V96H69ZM72 97V96H71ZM115 97V98H114ZM81 98V97H80ZM82 98V99H83ZM147 98V100H145L144 102H145V105H144V103L141 101V100H139V104L138 105H140V107L141 108H145L146 106L148 107H146L147 109H150V107H151V105L149 104V106H148V103L147 102H149L150 103V101L152 102V99L150 98V95H149V97H146ZM188 98V99H187ZM195 98H198V99H195ZM233 97H231L230 99H232ZM246 98V97H245ZM65 99H66V101H65ZM78 99V98H77ZM82 99H81V101H79V103H81V105L79 106V105H77V102H76V98H74V103H75V105H73V110H74V108H78V109H80V108H82L81 106H83V107H86V106H88V104H87V102L86 101H88V103H89V100L87 99V100H85L84 101V99H83V101H82ZM107 99V98H106ZM241 99V105H240V109H238L237 110V113H241L242 111H241V109L242 110H244L245 112H247V114H250V108H248V100L246 99L245 101H247V103L246 104H243L242 103V101H244V99H242V98H240ZM196 100V101H195ZM203 100V101H202ZM153 101H155V100H153ZM166 101V102H165ZM180 101H182L183 103H181ZM192 101V103H190ZM199 101H200V103H199ZM201 101H202V105H201ZM237 100H235V102H236ZM70 102V104H73L71 101H69ZM93 102H95V104H96V101H94V99L92 100V104H93ZM109 102H110V100H109ZM119 102H121V103H119ZM157 103H158V100L156 101ZM196 102V103H195ZM234 102V98L232 99V103L234 104L235 103ZM141 103H143V105H141ZM156 103V104H157ZM164 103H166L167 104V106L164 104ZM198 103V104H197ZM213 103V104H212ZM68 104V105H67ZM92 104H89V105H92ZM120 104V105H119ZM67 105V106H66ZM137 104H135V106H136ZM198 105V107L200 108H198L197 109V106ZM212 105H213V108H214V110H213V108H212ZM243 105V106H242ZM173 106L175 107V108H173ZM70 107H71V105H70ZM133 107V108H132ZM165 107V108H164ZM88 108H89V106H88ZM98 108V109H97ZM113 108H114V110H113ZM142 109V112H141V115H142V117L141 118H143L144 119V117H145V120H148L149 119V117L147 116V115H145L147 112H148V110L147 109ZM71 109H72V107H71ZM69 110V109H66L65 110V112L68 114H66L67 116H70L71 115V112H73V110ZM78 109H75L74 110V112L75 113H79V111L80 110H78ZM87 111H86V110ZM108 109H109V111L110 110H112V112H109L108 111ZM115 109H116V112H115ZM153 109V108H152ZM193 109V110H192ZM195 109H196V111H195ZM201 109H203V111L205 112V114H206V116H204V117H202V119H201V115H204L203 113V111L201 110ZM216 109V110H215ZM249 109V110H248ZM76 110H78V112H76ZM89 110V111H88ZM97 111V114H95V116L92 118L90 115H91V113H90V111ZM122 110H124L127 114H129V115H127L128 117H127V120H126V122H124V119H122V118H124V113H123V111ZM127 110V111H126ZM174 110V111H173ZM199 111V113H198V111ZM201 110V111H200ZM206 110H207V112H206ZM68 111V112H67ZM144 111L146 112V113H144ZM194 112L193 114H194V116H193V114H192V118L190 119V117H188V114L190 113V112ZM239 111V112H238ZM249 111V112H248ZM69 112H70V115H69ZM191 112V113H192ZM74 113V114H75ZM82 113V111L79 113V114H81ZM96 113V112H95ZM117 115H116V114ZM126 113H125V115H126ZM153 113V114H152ZM65 114V113H64ZM92 114H94L93 112H92ZM112 114V116H110ZM172 114H173V116H172ZM73 115V114H72ZM96 115H97V117H96ZM131 115V116H130ZM140 115V114H139ZM140 115V116H141ZM155 115H157V114H155ZM169 115L170 116V121L168 122V117L167 116ZM180 115V116H179ZM197 115H200L199 117L197 116ZM67 116H65L66 118H67ZM121 116V117H120ZM161 116V117H160ZM190 116V115H189ZM87 117H88V120H87ZM95 117H96V119H95ZM155 118H157V116H154ZM165 117V118H164ZM175 117V118H174ZM187 117V118H186ZM84 118V117H83ZM90 118H92L93 120L92 121H90L89 119ZM110 118V119H111ZM118 118V119H117ZM130 118V119H129ZM131 118H133L132 120H131ZM135 118V119H134ZM183 118V120L184 121H181V119ZM206 118V119H205ZM245 118H246V116H245ZM103 119H105V118H103ZM103 119L101 118V120H102V122H103ZM121 119V120H120ZM210 119V120H209ZM225 119V120H224ZM73 120H75V119H72V121L71 122H73ZM77 120H78V122L76 121V123L78 124V123H80V126L81 127H83L82 129L84 130H81V128H80V132L82 133V132H84L86 135H87V131H85L86 129L88 130V128H85L84 129V126L83 125H85V127H87L86 125V121L84 120L83 121V119H82V117H78L77 118ZM130 120L132 121V122H130ZM140 120H142V119H140ZM154 120V119H153ZM157 120V119H156ZM155 120V121H156ZM176 120V121H175ZM201 120H202V123H201ZM230 120V122H228ZM264 120V119H263ZM111 121H113V120H111ZM166 121V122H165ZM101 122V121H100ZM104 122H105V120H104ZM123 123L124 122V125H127L126 127H125V129H124V125L123 124H121V127H120V125H119V127L121 128V130L118 128V123ZM209 122V123H208ZM218 122V123H217ZM226 122H228V123H226ZM255 122H256V124L258 125L259 124V119L257 118V119H255ZM66 123H67V126H66ZM119 123V124H120ZM125 123H127V124H125ZM150 123H151V120H150ZM154 123V122H153ZM176 123V124H175ZM196 123V124H195ZM231 123V124H230ZM72 123H70L69 124V126H68V120L66 119V121H65V126H64V129H63V131H65V133H66V131H67V133L65 134V135H69L70 137H71V139H72V136H74V138L72 139V142H73V140L78 136V134H74V133H72L71 131H73V129L74 130H76V131H73V132H75V133H77L78 132V130L79 129H76V126L74 125V122H73V126H74V128H69L70 127V125H71ZM102 124V123H101ZM109 124H110V128H112V129H109ZM133 124L135 125V127L133 126ZM156 124H157V122H156ZM156 124H155V126H156ZM223 124H230L229 125V133H227V139L225 138V136L223 135V133H222V131H221V133H222V136H221V139H219L218 138V136L220 135V127L223 125ZM79 125V124H78ZM77 125V128L78 127H80V126H78ZM122 125H123V127H122ZM164 125V126H163ZM184 125H185V127H184ZM218 125H221L220 127H218V129L216 128V126H218ZM73 126H71V127H73ZM102 126V125H101ZM103 126V127H104ZM113 126H115V127H113ZM153 126H154V124H152V128L151 129H149L150 130V132L152 131L153 132ZM159 126V125H158ZM158 126H157V128H158ZM193 127V129H192V127ZM195 126V127H194ZM99 127V128H98ZM117 127V128H116ZM138 127H139V125H138ZM175 127V128H174ZM210 127H211V129H210ZM217 129V131H216V129ZM231 127V128H230ZM69 128V129H68ZM90 128H91V126H90ZM89 128V130H91L90 131V133L92 132V128L90 129ZM108 128V129H107ZM116 128V129H115ZM126 128H128L127 130H126ZM177 128H179L178 130H177ZM185 128H187V129H185ZM190 128V129H189ZM72 129V130H71ZM118 130L119 129V132L120 133H122L123 135H127V137L129 136V139L130 140H128L127 139V141H128V147H127V149L130 151V153H129V151H127L126 153H125V151H126V149L124 148V149H122V151L124 152V154L125 155H127V153H128V155H129V160H130V168H132L133 170H136V168L139 166V169L138 170H136L135 172L138 174V172H139V174L137 175L136 173H135V175H133L134 174V172H133V170L132 169H129V165H128V163H127V159L126 158H124L125 157V155H123V153L120 155V158H122L121 159V161L123 160V159H125V161H126V164H127V166H128V174H129V172H130V174L131 173H133L132 175H127L126 176V164L125 163H123V162H125L124 160H123V162L122 163H120L121 161H119V160H117V161H115V157H116V155H117V152H116V150H120V148H119V144H121V147H126V145H124V144H126L123 140H125L126 139V137L125 138H122L123 140L121 141V139L119 138V136H118V132L116 131V133L115 132H113V130ZM133 129V130H132ZM175 129V130H174ZM182 129H183V131H182ZM196 129H197V131H196ZM68 130H69V132H71L73 135H71V133L69 134L68 133ZM89 130H88V132H89ZM95 130V132H97ZM108 130V132H105V134H104V131H107ZM110 130H112V132L110 131ZM123 130H125V131H127V132H125V131H123ZM187 130V131H186ZM109 131H110V133H115L116 134V136H115V138H113L112 137V135H111V138H113V139H111L110 138V135H109ZM158 131V130H157ZM182 131V132H181ZM196 131V132H195ZM244 131H246L245 129H244ZM79 132V134H81ZM102 132V131H101ZM133 132V133H132ZM149 132V131H148ZM150 132H149V134H150ZM158 132H160V130L158 131ZM180 132H181V135H183V137H185V138H181V139H184V140H181V139H179L180 138ZM184 132H185V134H184ZM190 132V133H189ZM218 133V136H216L217 134H215V133ZM90 133H88V138H89V135H90ZM93 133H94V131H93ZM106 133H108V134H106ZM178 133V134H177ZM192 133V134H191ZM208 133V134H207ZM245 133V132H244ZM64 134V133H63ZM83 134V133H82ZM83 135L84 137H86V139H87V136L86 135ZM189 134V135H188ZM210 134H211V138H214L215 137V140L217 139L218 141H219V146H218V142L216 141V142H214L213 140V142H211V140H209L208 142L206 141V139H210ZM65 135H63L64 136V139H66V136ZM67 135V136H68ZM77 135V136H76ZM133 135V136H132ZM186 135V136H185ZM192 135H193V137H192ZM197 135V137H195ZM246 135V134H245ZM101 136V135H100ZM131 136H132V140H134V141H132L131 140ZM150 136H152L151 134H150ZM156 136V135H155ZM154 136V133H153V138L156 140L157 139V136L155 137ZM164 136V137H163ZM191 136V137H190ZM80 137H82L81 135H80ZM80 137H79V139H80ZM84 137H83V141L82 142H84ZM93 137V136H92ZM95 137V136H94ZM159 137V136H158ZM187 137V138H186ZM208 137V138H207ZM217 137V138H216ZM174 138V139H173ZM190 138V139H189ZM197 138V139H196ZM223 138V139H222ZM263 138H264V132H263ZM63 139V141H62V143H67L66 145H67V147H65V145L64 144H62V149L61 150H63V151H65V153H66V155H68L67 153H69V152H71V154L69 153V155L70 156H66V157H69V158H67L66 160L67 161H72V163L71 164H69L68 166L70 167L68 170L70 171H73V170H76V171H78L79 169H80V167H81V165L82 164H85V162H82V160H80V161H78L77 159L79 158V155L77 154L78 152H79V154H83L84 156H85V154H87V153H83V151L85 150L84 148H85V146H86V144H84V143H82L80 140V142L79 143H82L83 144V146H82V144H81V146H80V144H78V147H76V149H77V152H76V150H75V147H74V144H76V143H72V142H70V138L69 137H67V139L66 140H64ZM78 139V137L75 139V140H77ZM85 139V140H86ZM110 139V140H109ZM205 139V141L206 142H204L203 140ZM230 139V140H231ZM112 140H114V141H112ZM195 140H199L198 142L197 141H195ZM201 140V141H200ZM90 141V140H89ZM110 141H112L113 142V144H112V142H110ZM132 141V144H134V145H132V144H130V142ZM158 141V140H157ZM168 141L170 142V144L168 143ZM180 141H182V143L180 142ZM68 142H70V144L71 145H69V143ZM92 142V141H91ZM134 142V143H133ZM175 142V143H174ZM185 142V143H184ZM196 142V146L194 145V143ZM211 142V143H210ZM85 143H87V140H86V142ZM89 143L90 142H88V146L87 147H90V146H92V145H90L89 146ZM105 143V144H106ZM109 143V144H108ZM115 143V144H114ZM198 143V144H197ZM215 143V144H214ZM73 144V145H72ZM110 144H112V146L110 145ZM164 144V145H163ZM167 144V145H166ZM174 144V145H173ZM189 144V145H188ZM205 144V145H204ZM248 144L250 145V141H248ZM63 145H64V147H63ZM114 145V146H113ZM131 145V146H130ZM138 145H140V143L138 144ZM216 145V146H215ZM69 146V147H68ZM70 146H72V148H74V150L73 149H71V147ZM110 147L109 149H108V147ZM165 146V147H164ZM167 146V147H166ZM170 146V147H169ZM174 146V147H173ZM218 146V150H217V147ZM82 147V148H81ZM84 147V148H83ZM113 147V148H112ZM169 147V148H168ZM179 147V148H178ZM194 147V150H195V152L196 153H198L197 154V156H203V158L201 157V159H200V156H199V158H197V160H196V154L194 153V151H192V148ZM78 148H81V149H79L78 150ZM163 148H164V150H163ZM249 148V147H248ZM83 149V151L82 152H80L81 150ZM107 149H108V151L110 152L111 150H113L112 151V153L111 154H109V152L107 151ZM131 149H132V152H131ZM88 151L90 150V148L89 149H87ZM87 150H86V152H87ZM97 150V151H96ZM202 150V151H201ZM261 153H263L264 152V148L262 149V147H261ZM62 151V152H63ZM75 151V152H74ZM140 151V150H139ZM151 151V152H150ZM161 151H162V153H161ZM189 151H191V152H189ZM199 151V152H198ZM209 151V152H208ZM242 151H244L243 152V154H246L245 153V150H242L241 149V151H239V153H237V154H240V152H241V154L240 155H242ZM105 152H108V154L106 153V155H105ZM149 152L151 153V155L149 156L150 157V161L148 162V160L147 159H149V157H148V154H149ZM165 152V153H164ZM169 152H170V154H169ZM201 152H202V155H201ZM205 152V153H204ZM208 152V153H207ZM246 152H247V154H248V150H247V148H246ZM64 153V152H63ZM64 153V154H65ZM100 153V154H99ZM103 153H104V155H105V157L103 156ZM174 153H175V156L173 157V155H174ZM99 154V155H98ZM102 154V155H101ZM189 154V155H188ZM236 154V155H237ZM264 154V153H263ZM263 154H261V155H263ZM83 155H82V158L81 159H83V160H87V158H86V156L85 157H83ZM101 155V156H100ZM108 155V156H107ZM124 157H123V156ZM131 155V156H130ZM134 156V159H133V156ZM137 155V156H136ZM184 155V156H183ZM235 155V156H236ZM240 155H237L236 156V158H237V160H238V158H239V156ZM111 156H112V158H111ZM151 156H152V158H151ZM162 156V157H161ZM185 156H186V158H188V160H185ZM194 156V157H193ZM109 157H110V160H109ZM154 157V158H153ZM159 157V158H158ZM178 157V158H177ZM207 157V158H208ZM241 157V156H240ZM243 157V156H242ZM248 157V156H247ZM107 160H106V159ZM142 158H144L143 160H142V162H141V160H139V159H142ZM162 158V163H164L163 165H161V168H160V159ZM165 158V159H164ZM173 158H175L174 160H173ZM184 159V161H183V159ZM206 158V159H207ZM69 159H71V160H69ZM155 159V160H154ZM156 159H158V160H156ZM178 159V160H177ZM200 159V162L201 161H203V163L201 162V166H202V169H203V167H205L204 168V174H202V175H200V173H202V171H200L201 170V168L199 167L200 165H199V163H198V165H197V168L199 167V169H198V171H200V173L199 174H197L198 175V177H200V176H202V178H199V181L198 182H200V185H199V183H198V185L196 184H194L193 183V185H195V186H197V187H195L196 188V190H195V188L194 189H192V181H190V180H192V178L190 179V177L188 176V173L190 172V170H192L194 167H196V165L194 166L193 164H192V162L195 164H197V162L196 161H198ZM203 159V160H202ZM242 159H244V158H242ZM129 160H128V162H129ZM135 160V161H134ZM139 160V161H138ZM147 160V161H146ZM168 160H170V162L168 161ZM173 160V161H172ZM175 160H177V162L175 161ZM189 160L191 161V162H189ZM246 160V159H245ZM148 162L147 164H145V162ZM188 162L187 163V165L185 164V162ZM239 161H240V159H239ZM109 162L111 163L110 165H109V167H105V166H108L107 164H109ZM133 162V163H132ZM139 162V163H138ZM155 162V163H154ZM20 163V162H19ZM82 163V164H81ZM117 163H120V164H122V165H120V164H117ZM136 163L138 164L137 165V167H136ZM153 163V166L151 165ZM161 163V164H162ZM182 163V164H181ZM18 164V163H17ZM99 164L102 166V168L103 169H101V166L99 167ZM102 164H104V167H103V165ZM135 164V165H134ZM140 164H143V166L144 165H146L144 168L146 169V167H147V171H145V169H144V171H145V175L143 174V169L140 167ZM185 164V165H184ZM189 164V165H188ZM193 166V167H191V165ZM75 165H80V167L78 166L76 169H75ZM116 165H119V167L117 168L116 167ZM123 165H125V168H123L124 166ZM177 165V166H176ZM181 165V168H179L178 166H180ZM205 165V166H204ZM18 167H19V169L21 168V166L23 167V164L22 165H17ZM16 166V168L15 169H17L18 170V167ZM85 166H86V164H85ZM113 166V167H112ZM150 166L152 167V171H153V173H152V171H150L151 169H150ZM175 166V167H174ZM184 166V167H183ZM185 166H187V168H189L190 169V167H191V169L190 170H186L185 168ZM87 167H89V166H86V167H84L83 169H85V170H83V172L84 171H86V169H87ZM111 167V169H113V170H108V168H110ZM134 167H135V169H134ZM158 167V168H157ZM162 168L164 169V171L162 170ZM172 168V169H171ZM173 168H175V169H173ZM176 168H177V171H176ZM118 171H117V170ZM124 169V170H123ZM140 169H142V171L140 170ZM149 169V170H148ZM157 169V170H156ZM81 170V171H82ZM105 170H104V172H105ZM121 170H123V171H121ZM172 170V171H171ZM176 171L174 174L175 175H173V171ZM179 170L181 171V173L179 172ZM196 170V169H195ZM19 171V170H18ZM68 171V172H69ZM87 171H88V169H87ZM86 171V173L88 174V172ZM109 171V172H108ZM125 171V173H123ZM150 171V172H149ZM193 171V170H192ZM83 172H82V175H86V173L84 172V174H83ZM104 172H103V174H104ZM117 174H119V173H122V175L120 174V176L118 175V177H117V175H116V173ZM172 172V173H171ZM188 172V173H187ZM149 173V176H151L150 178L148 177V176H146L147 174ZM180 173V177L178 178V174ZM187 173V174H186ZM191 173V172H190ZM189 173V174H190ZM193 173H195L196 174V171H194ZM192 173V174H193ZM73 174V175H72ZM71 175H72V177L70 178V181H71V183L73 184V190H75V189H78V190H76V191H73L72 190V185H69V184H65V186L66 187H69V189L67 188L66 189V191H68V192H70V193H67V195H66V197H69L70 196V201H74V203H72V205H71V203H69L68 202V206L70 207V209H74V213H75V215H74V218H76V217H78L77 219H75L77 222H78V225L76 226V229H78V230H80L79 232H77V234L79 235L80 233H84L85 231L84 230H86V234L88 233V231L90 232L91 230H93L92 229V227L94 226V223L96 222V221H98V220H95L94 221V217H93V210H88V214H85V209H86V211H87V207H88V204H87V201H89L88 199H89V197H88V195H87V193L85 192L84 193V187L87 185V179H85V177L83 176V179H80V177L79 178H76V175L74 176V174H75V172L74 173H72ZM140 174H142L143 176L141 177V175ZM153 174V175H152ZM172 174V175H171ZM186 174V175H185ZM192 174L190 175L191 177H192ZM165 175H166V177H165ZM170 175L171 176H173L172 178H170ZM185 175V177L186 178H183V176ZM200 175V176H199ZM104 176V175H103ZM102 176V178H104L105 179V177H103ZM122 176H124V177H128L129 179H128V182H127V180H125V182H127V183H129L128 184V186L126 187V185H125V182H124V179H126V178H124L123 177V179L121 178ZM133 177V178H130V177ZM134 176L137 178V176L138 177H140V179H144V176L145 177H147V178H145L143 181L142 180H140L139 178H137L136 180L137 181H135V179H134ZM153 176V177H152ZM158 176V177H157ZM176 176H177V179H175V181L176 182H178V183H175V181H174V178H176ZM113 177V178H114ZM75 180H74V179ZM154 178V179H153ZM170 178V179H169ZM182 178H183V180H182ZM98 179H100L99 177H98ZM167 179H168V181H167ZM171 179H173V182H172V180ZM190 179V180H189ZM115 180V179H114ZM121 180V181H120ZM201 180V181H200ZM70 181H68V183H70ZM118 181V182H117ZM132 181V184H134V187L135 188H137L136 189V194L133 192L135 189L133 188V185L131 186V183L130 182ZM139 181V182H138ZM143 183H142V182ZM148 181V184H147V186L148 187H146L145 186V182H147ZM151 181H153V182H151ZM139 183V185L138 184H136V183ZM85 183H86V185H85ZM120 183V184H121ZM152 185V187H151V185ZM173 184V185H172ZM188 184H190V185H188ZM68 185V186H67ZM133 188V189H130V186ZM137 185H138V187H137ZM141 185V187L139 188V186ZM187 186V187H186ZM150 187V189H148ZM155 187H156V189H155ZM175 187V186H174ZM173 187V188H174ZM153 188V190H151ZM190 188H191V191H190ZM70 189H71V191H70ZM177 189V190H176ZM180 189L182 190V188H179V191H180ZM151 190V191H150ZM72 191H73V193H72ZM79 191H80V194H79ZM156 191V192H155ZM173 191V193H171ZM187 191V192H186ZM75 192H77L76 194H75ZM81 192H82V194H83V197H81L82 196V194H81ZM145 192H146V194H147V196H146V194H145ZM71 193L73 194V196H71ZM150 193V194H149ZM152 193V194H151ZM184 193H186V195H184ZM79 194V195H78ZM155 194V195H154ZM170 194H172V198H171V196H170ZM75 195V196H74ZM156 195L158 196V197H156ZM84 196L86 197V199L84 198ZM169 196V197H168ZM174 196V197H173ZM74 198V200H72L73 198ZM88 197V198H87ZM139 197V198H138ZM141 197V198H140ZM146 197H147V199H146ZM186 197V198H185ZM77 198H79V200L77 199ZM83 198V199H82ZM134 198H136V200L134 199ZM184 198V199H183ZM80 199H81V201H80ZM84 199H85V201H84ZM138 199L140 200V201H138ZM144 199V200H143ZM174 201H173V200ZM183 200V202H182V200ZM186 199V200H185ZM76 200L78 201V203L76 202ZM146 200L148 201V203H146ZM151 200V201H150ZM80 201V202H79ZM180 201H181V203L183 204V205H181V203H180ZM84 202V203H83ZM142 202V203H141ZM176 202V203H175ZM179 202V203H178ZM80 203V204H79ZM82 203H83V206H84V210H81V209H83L82 207ZM151 203H156L155 205H153V204H151ZM174 203V204H173ZM70 204V205H69ZM135 204V205H134ZM149 204V206L147 207L146 205H148ZM67 205H65V207H67ZM77 205V206H76ZM140 205V206H139ZM151 205H153L154 207H152ZM173 205H174V207H173ZM175 205L177 206V205H179V206H177L176 207V209H175ZM74 206L76 207V209L74 208ZM156 206H157V208H156ZM183 206V207H182ZM184 207L186 208V209H184ZM79 208V209H78ZM121 208V209H120ZM119 208V210L117 209V216H119V213H121V211L123 210L122 209V207H120ZM134 208H136V209H134ZM147 208H148V210H147ZM181 208V209H180ZM132 209V210H131ZM150 209V210H149ZM179 209L181 210V211H179ZM140 210V211H139ZM142 210H144L145 212H143ZM152 210V211H151ZM176 212H175V211ZM80 211V212H79ZM83 213H82V212ZM148 211V212H147ZM151 211V212H150ZM177 211H179L183 216H184V219L182 218V220H180L181 218H179V216L181 217V215L178 213L177 214ZM80 213V215L81 216H78L76 213ZM63 213V212H62ZM124 213H125V211L123 212V213H121V215L122 216H120V217H123V215H124ZM151 213V214H150ZM137 214V215H136ZM150 214V215H149ZM154 214L151 216V217H153L154 216ZM171 214V215H170ZM175 214V215H174ZM145 215V216H144ZM168 215H170V216H168ZM172 215H174V216H177V219H176V217H174V216H172ZM76 216V217H75ZM85 216H86V218H85ZM131 216V215H130ZM167 216V217H166ZM156 217H158V214H156ZM166 217V218H165ZM83 218H84V220H83ZM139 220H138V219ZM175 219V221H174V219ZM82 219V220H81ZM87 219H91V220H93L94 222H92L91 223V221H88ZM97 219H99L100 220V217L98 218L97 217ZM186 219V220H185ZM74 221V220H73ZM75 221V222H76ZM84 221H86V222H90L89 223V225H90V227L88 226V228L87 227H85L84 226V224H86L87 225V223L85 222L84 223ZM168 221V222H167ZM184 221V222H183ZM154 222H156V220L154 219ZM174 223H175V225H174ZM181 223V224H180ZM144 224H146V225H144ZM93 225V226H92ZM187 225V226H186ZM80 226V227H79ZM81 226H83L85 229H82L83 227H81ZM92 226V227H91ZM175 226V227H174ZM94 228V227H93ZM178 229L179 230V232H178V230H176V229ZM88 229V230H87ZM176 231H175V230ZM77 230V231H78ZM184 231V232H183ZM148 232V231H147ZM171 232V233H172ZM148 234V233H147ZM182 234V235H181ZM81 235V234H80ZM179 235V236H178ZM84 236V235H83ZM196 236H198V237H196ZM81 237V239H83L82 238V236H80ZM85 237V236H84ZM146 237H147V235H146ZM181 237H183V238H181ZM180 238V239H179ZM185 238V239H184ZM2 239V238H1ZM0 239V264H9V260L10 259H12L13 261H11L10 260V263L11 264H14L15 262H17L18 261V259H17V255H18V253H17V251H15V253H14V251H13V253H12V256L10 257V259L7 261V262H5L6 260H5V257L3 258V255H4V253H5V251H7L8 250V248H9V242H8V240H6L5 238H4V240L2 239L1 240ZM183 239V240H182ZM1 241H2V243H1ZM6 241H7V243H6ZM145 242V245H146V247H145V245H144V249H143V253H144V260L147 262H145L144 264H149V263H151V264H159L158 262L156 263V260H155V258L153 257L154 256V249L152 248L153 247V245H152V243L151 242H149V238H146V240L144 241ZM144 242H143V244H144ZM4 244V245H3ZM8 244V245H7ZM151 244V245H150ZM150 248H148V247ZM8 247V248H7ZM175 247V248H174ZM146 248L148 249V250H146ZM5 249V250H4ZM179 251H178V250ZM4 250V251H3ZM178 251V252H176V251ZM1 251H3V252H1ZM146 251V252H145ZM182 254V255H181ZM178 257H177V256ZM215 255H217V254H215ZM151 256H152V258H151ZM176 256V257H175ZM157 257L158 258H160V253L158 252L157 253ZM18 258H19V256H18ZM176 259V260H175ZM153 260V261H152ZM150 261V262H149Z\"/></svg>",
	"mask_w": 264,
	"mask_h": 264
}]
</instances>
